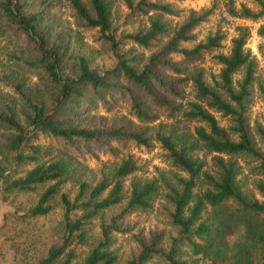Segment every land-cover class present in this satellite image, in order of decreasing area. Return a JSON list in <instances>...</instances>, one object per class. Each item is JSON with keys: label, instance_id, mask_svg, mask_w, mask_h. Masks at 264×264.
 Instances as JSON below:
<instances>
[{"label": "trees", "instance_id": "trees-1", "mask_svg": "<svg viewBox=\"0 0 264 264\" xmlns=\"http://www.w3.org/2000/svg\"><path fill=\"white\" fill-rule=\"evenodd\" d=\"M64 1L77 28L98 31L113 67L92 68L74 48L75 30L49 41L48 28H42L53 22L48 3L28 10L26 0H0V35L10 30L34 43L35 58L24 66L40 70L55 93L51 101L45 100L20 80L13 89L25 106L22 120L11 103L0 109V129L8 133L0 138V155L3 163L8 158L12 162L9 169L0 166L2 195L45 186L31 207L15 211L22 220L48 215L53 200L60 199L59 243L49 246L35 264H71L75 254L70 247L90 238L94 220L97 239L82 264H117L110 247L114 235L129 232L125 216L149 211L156 201L168 208V225L175 235L165 242L161 232L133 234L138 252L123 264H147L155 258L165 264H264V151L252 136L264 150V126L249 123L256 71V60L245 48L249 29L236 27L224 53L225 34L219 30L196 42L194 31L211 7L184 14L175 3L185 0H116L127 17L144 19L131 32L117 35L114 0ZM248 1L255 10L224 0L225 12L232 18H263L264 0ZM257 34L264 37V25ZM209 53L219 69L207 80L200 65ZM256 90L264 101V85ZM120 102L142 126L124 120L127 126L102 127L103 117L86 120L98 105L109 112ZM219 117L227 118L228 125ZM42 140L54 142L56 150L42 147ZM152 143L165 153L171 171L150 180L131 179L127 195L124 183L138 170L131 156L97 174L84 163L99 154L116 158L128 144L150 149ZM242 165L256 175L252 187L260 198L246 182L241 185ZM69 181L77 189L73 198L60 191ZM121 204L117 213L104 217Z\"/></svg>", "mask_w": 264, "mask_h": 264}, {"label": "rangeland", "instance_id": "rangeland-1", "mask_svg": "<svg viewBox=\"0 0 264 264\" xmlns=\"http://www.w3.org/2000/svg\"><path fill=\"white\" fill-rule=\"evenodd\" d=\"M84 1L86 2V0ZM45 3L49 4V16L53 17V22H48L50 25L45 27L44 24L42 27L44 29L48 28L49 41H52L55 35L62 36L68 29L75 30L78 36L74 48L88 59L92 68L100 71L113 67L114 59L108 50V46L98 39V31L96 29L77 28L64 0H26V9H41ZM233 3L235 8H238L240 4H244L246 7L255 10V6L248 0H233ZM175 4L178 8L184 10V14L188 10L202 12L211 7L206 21L194 31L196 42L205 40L209 34H214L219 30L225 34L223 48L221 49L224 53L229 52L230 41L236 36V27L241 26L249 29L250 36L245 48L251 52L250 54L256 60L255 82L249 107V123L251 127L254 124L264 126V101L259 97V93L256 90L258 84L264 85V37H260L257 34L258 28L264 25V17L257 21L232 18L225 12L224 0H185ZM112 5L113 26L116 28L117 35L123 32H131L144 22L143 18L127 17V10L117 3L116 0L112 2ZM179 20L175 19L173 21L175 23ZM34 46V43L28 40L26 36H18L15 33H11L10 30H6L3 35H0V109L3 108L4 104L11 103L15 108L17 117L21 120V112L25 109V106L13 89L20 80L23 81L24 88L29 89L31 92L33 89L38 90L41 97L45 100L51 101L52 96L55 94L54 91L51 92L45 85L44 75L40 70L34 71L24 66L27 60H34ZM125 48H128V45ZM16 64L23 67H18ZM200 66L204 68L207 80L210 73L216 74L219 69V65L213 62L210 53L204 54ZM92 117H97L98 121L103 117L104 120L99 122L102 127H108L111 124L127 126L128 121L124 122V120H131L133 123L143 125L129 114L128 105L121 102L109 112L106 111L104 106L98 105L89 113L86 120L92 121ZM160 119L163 121L164 117ZM219 119L223 125H228L227 118L219 117ZM154 124L149 125V128ZM7 134L3 129H0V138ZM252 136L257 147L264 151L262 146H259L257 137L253 134ZM40 145L42 147H52L53 151L56 150V144L48 140H42ZM118 152L116 158L99 154L97 160L86 158L84 163L88 168L94 169L95 174H97L98 170L105 171L107 168L116 166L122 158L128 155L131 156L136 161L138 170L135 171L133 177L127 179L124 183L126 195L131 179L150 180L158 178L161 172L171 171L167 160H165V153L157 144L152 143L150 149L128 144ZM7 160V163H3L0 155V166L5 169L11 168L12 162L10 164L9 158ZM242 166V174L239 176L241 185L246 182L248 190L253 191L252 181L257 177L245 165ZM29 167L30 165L18 169V175H21ZM44 189L45 186H40L29 193L2 195L0 187V264H35L45 254L49 246L59 243L63 227L59 196L52 202V211L44 217L22 220L15 213V211L21 212L31 207L38 200L40 193ZM76 190V186L71 181L62 184L60 187V191L67 192L70 198L74 197ZM253 192L257 198H260L255 190ZM162 204L160 201H156L149 211L136 210L125 216V224L129 227V232L114 235L110 247V250L117 255V264H123L137 255L138 250L132 239L133 234L141 232V235L147 236L150 233L161 232L165 242L175 235V231L168 225V208H164ZM121 206L122 204L106 211L104 217L117 213ZM97 225L98 220H94L89 232L90 238L84 244L70 247L75 254V259L71 264L83 263L89 253V249L97 239ZM147 264L165 263L159 258H155Z\"/></svg>", "mask_w": 264, "mask_h": 264}]
</instances>
